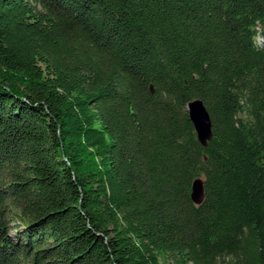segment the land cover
Instances as JSON below:
<instances>
[{
  "label": "trees",
  "instance_id": "1",
  "mask_svg": "<svg viewBox=\"0 0 264 264\" xmlns=\"http://www.w3.org/2000/svg\"><path fill=\"white\" fill-rule=\"evenodd\" d=\"M0 264H264V0H0Z\"/></svg>",
  "mask_w": 264,
  "mask_h": 264
},
{
  "label": "water",
  "instance_id": "2",
  "mask_svg": "<svg viewBox=\"0 0 264 264\" xmlns=\"http://www.w3.org/2000/svg\"><path fill=\"white\" fill-rule=\"evenodd\" d=\"M187 112L198 142L202 147H207L212 137V125L207 110L200 100H193L188 103ZM203 196V181L202 179H196L192 184L191 199L194 204L199 205L203 200Z\"/></svg>",
  "mask_w": 264,
  "mask_h": 264
}]
</instances>
